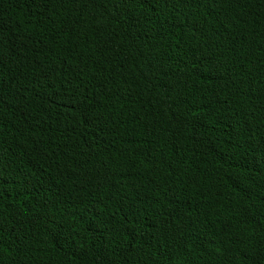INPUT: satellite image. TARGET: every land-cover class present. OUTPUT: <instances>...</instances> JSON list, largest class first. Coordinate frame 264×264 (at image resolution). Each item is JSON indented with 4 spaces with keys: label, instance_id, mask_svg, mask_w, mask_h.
<instances>
[{
    "label": "trees",
    "instance_id": "16d2710c",
    "mask_svg": "<svg viewBox=\"0 0 264 264\" xmlns=\"http://www.w3.org/2000/svg\"><path fill=\"white\" fill-rule=\"evenodd\" d=\"M0 264H264V0H0Z\"/></svg>",
    "mask_w": 264,
    "mask_h": 264
}]
</instances>
